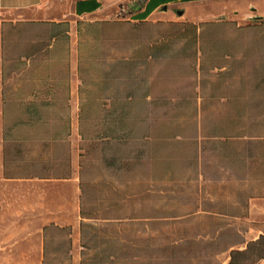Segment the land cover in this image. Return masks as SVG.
I'll use <instances>...</instances> for the list:
<instances>
[{
    "label": "rangeland",
    "instance_id": "1",
    "mask_svg": "<svg viewBox=\"0 0 264 264\" xmlns=\"http://www.w3.org/2000/svg\"><path fill=\"white\" fill-rule=\"evenodd\" d=\"M231 4L208 20L186 23L174 11L81 28L91 81L103 78L112 57L150 40L160 53L149 68L158 107L147 104L137 127L147 137L122 147L128 169L105 168L99 152L88 163L85 195H122L129 213L122 225L98 223L112 238L89 232L88 264H227L231 248L264 232V43L254 41L264 37V22L233 19ZM128 8L111 15L126 17ZM128 85L134 111L145 107V85L132 78Z\"/></svg>",
    "mask_w": 264,
    "mask_h": 264
},
{
    "label": "crops",
    "instance_id": "2",
    "mask_svg": "<svg viewBox=\"0 0 264 264\" xmlns=\"http://www.w3.org/2000/svg\"><path fill=\"white\" fill-rule=\"evenodd\" d=\"M68 1L0 0V264H88L89 232L112 238L98 223L129 219L122 195H85L87 167L99 152L105 168L128 169L122 147L147 135L137 127L147 104L158 107L149 68L160 53L150 40L112 57L103 78L91 81L82 65L88 54L81 28L168 17L174 7L184 9L186 23L214 19L230 2L233 19L264 22V0H144L138 7L134 0ZM205 3L213 8L206 11ZM126 4L128 16L111 15ZM130 78L145 85V107L136 111Z\"/></svg>",
    "mask_w": 264,
    "mask_h": 264
},
{
    "label": "trees",
    "instance_id": "3",
    "mask_svg": "<svg viewBox=\"0 0 264 264\" xmlns=\"http://www.w3.org/2000/svg\"><path fill=\"white\" fill-rule=\"evenodd\" d=\"M257 137L263 136L257 135ZM259 141L264 143V140ZM261 258H264V233H260L256 238L248 240L243 248H231L227 264H258Z\"/></svg>",
    "mask_w": 264,
    "mask_h": 264
},
{
    "label": "water",
    "instance_id": "4",
    "mask_svg": "<svg viewBox=\"0 0 264 264\" xmlns=\"http://www.w3.org/2000/svg\"><path fill=\"white\" fill-rule=\"evenodd\" d=\"M136 5V7H138L140 4H142L144 2V0H134L133 1ZM174 11L177 13V14H182L184 9L182 7H177L174 9Z\"/></svg>",
    "mask_w": 264,
    "mask_h": 264
}]
</instances>
